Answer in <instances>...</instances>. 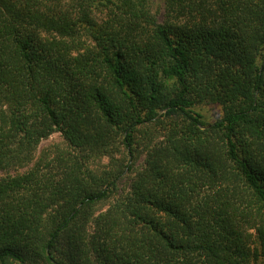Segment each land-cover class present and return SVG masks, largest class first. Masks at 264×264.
<instances>
[{"label":"trees","instance_id":"1","mask_svg":"<svg viewBox=\"0 0 264 264\" xmlns=\"http://www.w3.org/2000/svg\"><path fill=\"white\" fill-rule=\"evenodd\" d=\"M137 152L97 211L124 170L91 157ZM10 169L0 264H264V0H0Z\"/></svg>","mask_w":264,"mask_h":264},{"label":"rangeland","instance_id":"2","mask_svg":"<svg viewBox=\"0 0 264 264\" xmlns=\"http://www.w3.org/2000/svg\"><path fill=\"white\" fill-rule=\"evenodd\" d=\"M152 6V10L156 13L160 20H163L164 17V2L165 0H149ZM197 111L204 115V118L207 122L213 123L223 116V108L219 104L215 103H202L196 106ZM59 148H64L67 150L72 149L68 142L65 140L61 132H54L51 136L44 139L38 149L37 155L39 156L42 152H50L51 155L55 154ZM145 153L137 152L135 158L130 159L124 153H115L114 160L109 156L105 155H93L91 157L90 165L91 168L95 171H100L103 169H109L116 167V169L124 170L123 175L119 182H117V187L115 193L109 199L96 205L97 211H104L107 207L118 197L124 196L129 193L130 185L132 180L135 178L136 174L143 168L145 162ZM118 159V160H116ZM25 169H10V170H0V179L13 176L17 173L23 172ZM251 232L254 233V230L251 229Z\"/></svg>","mask_w":264,"mask_h":264}]
</instances>
